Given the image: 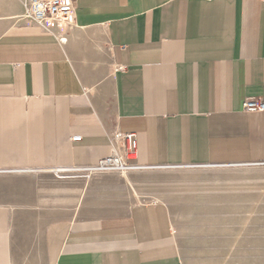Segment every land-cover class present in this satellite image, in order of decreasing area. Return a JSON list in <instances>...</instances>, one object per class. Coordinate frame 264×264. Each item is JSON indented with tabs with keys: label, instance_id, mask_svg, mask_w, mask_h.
Returning <instances> with one entry per match:
<instances>
[{
	"label": "crops",
	"instance_id": "crops-1",
	"mask_svg": "<svg viewBox=\"0 0 264 264\" xmlns=\"http://www.w3.org/2000/svg\"><path fill=\"white\" fill-rule=\"evenodd\" d=\"M23 1L0 0V173L96 164L114 131L148 166L264 161V111L242 107L264 102V0H75L51 30ZM6 189L0 264H182L161 201L51 226L49 197Z\"/></svg>",
	"mask_w": 264,
	"mask_h": 264
},
{
	"label": "rangeland",
	"instance_id": "rangeland-1",
	"mask_svg": "<svg viewBox=\"0 0 264 264\" xmlns=\"http://www.w3.org/2000/svg\"><path fill=\"white\" fill-rule=\"evenodd\" d=\"M69 172L0 173V202L15 195L6 186H33L34 197H49L42 201L51 203L53 226L161 201L182 264H264V164L129 169V182L115 172L90 177Z\"/></svg>",
	"mask_w": 264,
	"mask_h": 264
},
{
	"label": "built area",
	"instance_id": "built-area-1",
	"mask_svg": "<svg viewBox=\"0 0 264 264\" xmlns=\"http://www.w3.org/2000/svg\"><path fill=\"white\" fill-rule=\"evenodd\" d=\"M23 13L19 18L22 20L31 21L39 26L51 30L63 24V27L69 26L73 23V16L75 11V0H24ZM65 40V38H61ZM242 107L247 111H264V102L260 99L248 97L243 101ZM80 136H73V140L79 139ZM113 138L117 141L118 147L115 146L113 140L112 152L99 160L96 164L90 165H71L67 167H54L50 169L65 168L67 170L73 169H89L92 171H111L124 164L128 169H142L155 166H148L139 164L134 161L136 153V139L133 132L122 133L114 131ZM112 138V139H113ZM120 148V151H117ZM251 165H263L262 162H253ZM160 166H181V165H160ZM189 166H203V164H192ZM36 170V169H34ZM5 171V169H0ZM58 171V170H57Z\"/></svg>",
	"mask_w": 264,
	"mask_h": 264
},
{
	"label": "bare ground",
	"instance_id": "bare-ground-1",
	"mask_svg": "<svg viewBox=\"0 0 264 264\" xmlns=\"http://www.w3.org/2000/svg\"><path fill=\"white\" fill-rule=\"evenodd\" d=\"M60 27H63V24H60ZM112 133V138H113V135H114V132H111ZM114 140V138H113ZM114 144L116 147H118V144H117V141L114 140ZM117 151H120V148H118ZM121 152V151H120ZM206 166H221V167H228V166H238V165H228V164H225V165H206ZM178 167H190L189 165H181V166H178ZM49 171H54V172H67L68 170L65 169V168H59V169H48ZM46 170V171H48ZM58 170V171H57ZM71 174H74L76 176H85V177H90L92 173H110V172H115L117 174H123L122 177H124L128 182H129V179H128V176L126 173H128L129 169L127 168L126 165L124 164H121V166L117 167L114 171H92V170H89V169H73V170H69ZM262 189V188H261ZM79 195L80 194H83V190L80 188V189H75ZM80 196L77 197V201H76V204H80ZM80 202V203H79ZM252 211V210H251ZM250 215V214H248ZM246 218V217H245ZM247 219V218H246ZM244 223V222H243ZM242 223V224H243ZM230 259V258H229ZM228 259V260H229ZM218 264H223L222 262H219Z\"/></svg>",
	"mask_w": 264,
	"mask_h": 264
}]
</instances>
